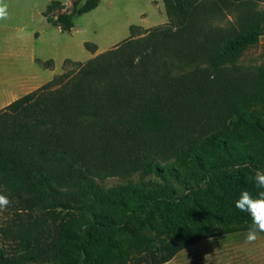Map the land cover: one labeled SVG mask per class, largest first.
<instances>
[{"label": "trees", "instance_id": "16d2710c", "mask_svg": "<svg viewBox=\"0 0 264 264\" xmlns=\"http://www.w3.org/2000/svg\"><path fill=\"white\" fill-rule=\"evenodd\" d=\"M162 1L166 26L135 38L130 25L129 38L67 60L70 68L0 109V193L28 213L7 232L13 251L0 241V264H162L251 224L234 200L243 189L255 195L253 172L264 169V62L240 83L223 68L264 35V14L244 0ZM98 3L74 0L52 16L61 4L50 0L45 16L68 31ZM224 8L235 21L208 24ZM214 93L226 102L221 119L184 128Z\"/></svg>", "mask_w": 264, "mask_h": 264}, {"label": "rangeland", "instance_id": "374dc122", "mask_svg": "<svg viewBox=\"0 0 264 264\" xmlns=\"http://www.w3.org/2000/svg\"><path fill=\"white\" fill-rule=\"evenodd\" d=\"M58 1L61 5L50 12L52 16L59 12L70 11L74 0ZM77 1L78 6L84 2V0ZM4 2L8 5L9 17L7 20L0 21V76L1 72L5 73L7 70L8 77L15 80L18 76L27 80H41L33 86H22L23 93L18 97L43 85L53 76L62 73L64 69L70 68L72 63L67 60L84 62L95 54L129 38L132 35L130 25L136 26L133 29V37L137 38L145 35V31L149 28L166 26L169 23L162 0H99L95 8L74 15L73 25L68 31L61 30L47 20L45 10L50 0H4ZM242 8H252L264 14V0H244ZM222 11L220 14L212 13L208 24L222 28L229 27L235 21L237 13L226 8ZM85 42L95 44V52L89 50ZM263 62L264 35L259 37L257 43L247 48L237 60L224 66L226 81L240 83L253 80L257 68ZM174 66L175 63H172V67ZM172 71L176 74L181 70L173 68ZM3 80L0 78V83ZM2 98L7 97L4 95ZM223 99L217 93L205 96L203 102L193 109L195 115L189 121H183L184 128L197 133L217 122L223 116L225 109L226 102ZM7 104L2 102L0 109ZM254 108L258 114L262 111L259 105ZM137 177L138 173L131 176L108 175L101 183L108 187L125 183L128 179L137 180ZM47 217L51 218V216ZM22 218L28 219V213L11 201L5 208L0 209V241L9 252L13 251L15 244L7 240L9 237L7 232L13 229V224ZM223 242L224 235L200 243L196 242L193 247H189V252H178L173 259V264H218L216 259L219 253L216 247L222 246ZM201 250L212 252L208 257L213 260L208 257L206 260L199 258V253H196ZM135 261L136 264H144L141 257L136 258Z\"/></svg>", "mask_w": 264, "mask_h": 264}, {"label": "crops", "instance_id": "0c3cea01", "mask_svg": "<svg viewBox=\"0 0 264 264\" xmlns=\"http://www.w3.org/2000/svg\"><path fill=\"white\" fill-rule=\"evenodd\" d=\"M8 75L9 74L7 70L5 71V73L1 72L0 78L4 80L0 83V87L1 88L3 87L2 89H0V104L2 102L9 103L10 101L18 97L20 94H22L23 93L22 88H21L22 86H26V85L33 86V85L38 84V82L41 81V80L40 81L39 80L38 81L27 80L26 78H23L20 76H18L17 79L15 80L14 78L8 77ZM10 86L12 88H9ZM4 95L7 98H2V96L4 97ZM245 235H246V230H237L231 233L224 234L223 245L222 246L218 245L216 247L219 253L217 256L216 262L218 264H264V234L258 233L257 239L252 242L246 241ZM215 237H211V238H215ZM211 238H207V239H211ZM207 239H202L197 242L200 243V242L206 241ZM195 244L196 243L182 249L179 252L180 253L189 252L188 251L189 247H193V245ZM202 247H205V246L202 245ZM198 253H199L198 255L199 258H202V259L204 258L205 260L208 257V255L212 254V252H209V250H201V252H197L196 254ZM175 257L176 256L174 255L170 260L162 264H173V259ZM208 258H211V257H208ZM211 260L213 259L211 258Z\"/></svg>", "mask_w": 264, "mask_h": 264}, {"label": "clouds", "instance_id": "9594fccd", "mask_svg": "<svg viewBox=\"0 0 264 264\" xmlns=\"http://www.w3.org/2000/svg\"><path fill=\"white\" fill-rule=\"evenodd\" d=\"M9 17L8 5L0 0V21ZM254 184L257 192L253 195L246 189L240 191L237 199L234 200L235 207L241 212H246L251 217V224L246 230L245 240L255 241L258 233H264V169H256L253 172ZM9 204L7 195L0 193V209Z\"/></svg>", "mask_w": 264, "mask_h": 264}]
</instances>
